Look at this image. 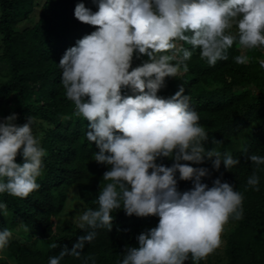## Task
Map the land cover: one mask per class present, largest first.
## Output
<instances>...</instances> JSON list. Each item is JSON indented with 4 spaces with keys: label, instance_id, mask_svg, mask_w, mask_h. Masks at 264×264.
<instances>
[{
    "label": "clouds",
    "instance_id": "1",
    "mask_svg": "<svg viewBox=\"0 0 264 264\" xmlns=\"http://www.w3.org/2000/svg\"><path fill=\"white\" fill-rule=\"evenodd\" d=\"M92 4L95 11L83 0L75 4L74 17L96 27L65 50L58 67L65 95L75 105L73 114L87 121L85 136L98 149L93 160L106 166L102 176L106 183L99 186L96 206L78 211L74 219L84 234L70 248L63 245L47 264H62L66 256L95 264L83 250L95 240L97 230L113 228L112 213L120 209L125 215L159 219L135 237L136 246L125 245L117 264H184L189 256L199 264L221 246L229 219L243 217L244 196L222 180V173L209 186L202 180L211 175L209 169L193 165L211 160L214 170L222 163L230 170L240 160L228 151L205 148L209 133L183 86L171 96L158 93L166 78L188 72V61L197 49L214 66L228 60L229 49L238 44L240 54L232 59L247 64L248 50L264 49V0H92ZM142 56L146 59L133 66ZM257 62L264 69V59ZM16 120L15 112L0 118V194L25 198L40 188L37 178L43 173L46 152L33 131V117L23 124ZM212 142L221 144L215 138ZM18 154L22 163L15 160ZM165 158L172 161L170 166L163 163ZM246 159L253 167L247 186L259 191L257 170L264 166V155L251 152ZM178 180H190L192 187L181 192ZM7 212V203L0 201V215ZM54 217L53 233L67 234L56 232ZM12 237L9 228L0 229V250ZM53 242L51 237L36 236L33 245L46 249Z\"/></svg>",
    "mask_w": 264,
    "mask_h": 264
},
{
    "label": "trees",
    "instance_id": "2",
    "mask_svg": "<svg viewBox=\"0 0 264 264\" xmlns=\"http://www.w3.org/2000/svg\"><path fill=\"white\" fill-rule=\"evenodd\" d=\"M78 2L0 0V118L15 112L16 123L23 124L31 115L34 133L39 123L48 126L40 137L46 152L42 158L43 173L37 178L40 188L25 198L0 194V201L8 205L7 214L0 215V229L7 227L13 232L4 250L17 264H47L48 258L58 255L63 245L70 248L83 231L76 226L73 233L55 234L52 217L63 212L70 187L78 189L77 200L87 208L96 206L99 186L106 183L102 180L106 166L93 160L98 149L85 136L87 121L73 114L75 105L65 95L58 67L65 50L96 27L74 17ZM83 2L96 10L92 0ZM185 47L190 46L185 44ZM239 47L234 44L229 49V59L214 66H209L197 49L188 61V72H181L179 78H166L165 87L158 94L171 96L183 86L200 115L199 122L209 133L205 148L215 147L239 157L240 164L230 170L223 163L218 171L214 170L211 160L193 165L209 169L211 175L202 178L209 186L222 173V180L244 196L243 217L230 218L228 222L235 228L226 238L227 262L217 264H264V166L257 170L260 190L255 191L247 186L253 167L246 159V154L251 152L264 155V69L257 62V58L264 59V49L241 65L232 59L240 54ZM143 59L146 57L134 59L133 66ZM212 138L221 144H213ZM15 160L22 163L19 154ZM163 163L170 166L172 161L165 158ZM191 187L190 180H178L179 191ZM112 215L113 228L108 232L97 230L95 240L83 250V255L94 259L95 264H117L118 254L125 245L136 246L135 237L154 227L159 219L152 215H125L122 209ZM36 236L51 237L52 245L56 246L36 248L33 245ZM62 264H81V261L66 256ZM184 264H193L190 256Z\"/></svg>",
    "mask_w": 264,
    "mask_h": 264
},
{
    "label": "rangeland",
    "instance_id": "3",
    "mask_svg": "<svg viewBox=\"0 0 264 264\" xmlns=\"http://www.w3.org/2000/svg\"><path fill=\"white\" fill-rule=\"evenodd\" d=\"M240 48V47H239ZM262 49H252L247 51V55L250 56H258ZM48 126L46 124H38V126L34 127L35 133L42 137L45 134ZM77 189L72 187L68 190V198L65 204V208L63 212L54 217V228L58 233H73L76 230V224L74 223V219L78 213V211L84 209L81 206V203L77 200L78 194ZM235 228L234 225L226 224L224 227V231L221 234L222 244L219 248H217L213 253H210L204 260L203 264H217L226 263L225 256V247H226V238L228 234ZM63 231V232H62ZM38 244H41L37 241ZM0 264H17L14 259L9 257L4 250H0Z\"/></svg>",
    "mask_w": 264,
    "mask_h": 264
}]
</instances>
